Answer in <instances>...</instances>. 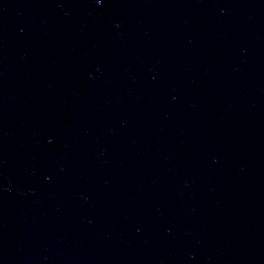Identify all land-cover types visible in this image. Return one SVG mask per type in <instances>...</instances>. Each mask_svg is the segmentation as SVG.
<instances>
[{
    "label": "water",
    "instance_id": "95a60500",
    "mask_svg": "<svg viewBox=\"0 0 264 264\" xmlns=\"http://www.w3.org/2000/svg\"><path fill=\"white\" fill-rule=\"evenodd\" d=\"M0 264H264V0H0Z\"/></svg>",
    "mask_w": 264,
    "mask_h": 264
}]
</instances>
